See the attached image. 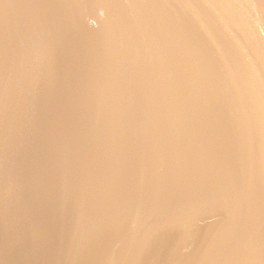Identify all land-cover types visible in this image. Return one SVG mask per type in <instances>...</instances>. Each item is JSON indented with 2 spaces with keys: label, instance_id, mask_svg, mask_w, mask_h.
<instances>
[{
  "label": "water",
  "instance_id": "water-1",
  "mask_svg": "<svg viewBox=\"0 0 264 264\" xmlns=\"http://www.w3.org/2000/svg\"><path fill=\"white\" fill-rule=\"evenodd\" d=\"M0 264H264V0H0Z\"/></svg>",
  "mask_w": 264,
  "mask_h": 264
}]
</instances>
